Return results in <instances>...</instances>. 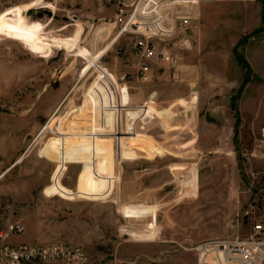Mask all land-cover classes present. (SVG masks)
Returning <instances> with one entry per match:
<instances>
[{"label":"rangeland","instance_id":"374dc122","mask_svg":"<svg viewBox=\"0 0 264 264\" xmlns=\"http://www.w3.org/2000/svg\"><path fill=\"white\" fill-rule=\"evenodd\" d=\"M123 1L0 0V242L264 264V0H200L173 65L144 80Z\"/></svg>","mask_w":264,"mask_h":264},{"label":"built area","instance_id":"2783aa9c","mask_svg":"<svg viewBox=\"0 0 264 264\" xmlns=\"http://www.w3.org/2000/svg\"><path fill=\"white\" fill-rule=\"evenodd\" d=\"M197 4L198 0L121 2L116 15V22L121 27L118 38L129 36L133 40V53L137 62L132 77L144 80L152 74L155 64L173 65L170 49L189 41V37L198 28ZM163 68L166 69V66ZM126 77L127 75H124L122 80ZM255 230L261 233L264 227L257 225ZM24 232L25 226L22 223H15L9 228L11 235H21ZM6 236L8 234L0 232V239H5ZM230 252L236 259L242 257L249 261L253 258L251 253L245 252L243 243H235ZM89 262L87 251L78 245L62 242L13 245L4 240L0 242V264H89Z\"/></svg>","mask_w":264,"mask_h":264},{"label":"crops","instance_id":"0c3cea01","mask_svg":"<svg viewBox=\"0 0 264 264\" xmlns=\"http://www.w3.org/2000/svg\"><path fill=\"white\" fill-rule=\"evenodd\" d=\"M201 7V2H200V0H198V4H197V6H196V11H197V15L199 14V8ZM111 45V44H110ZM109 45V46H110ZM108 46V47H109ZM108 47H106V49L108 48ZM31 244H33V243H31Z\"/></svg>","mask_w":264,"mask_h":264}]
</instances>
